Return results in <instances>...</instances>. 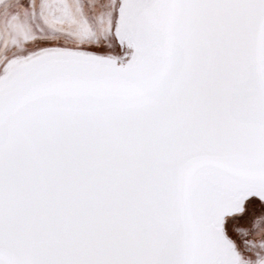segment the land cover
<instances>
[{"label":"snow or ice","instance_id":"obj_1","mask_svg":"<svg viewBox=\"0 0 264 264\" xmlns=\"http://www.w3.org/2000/svg\"><path fill=\"white\" fill-rule=\"evenodd\" d=\"M0 264H264V0H0Z\"/></svg>","mask_w":264,"mask_h":264}]
</instances>
